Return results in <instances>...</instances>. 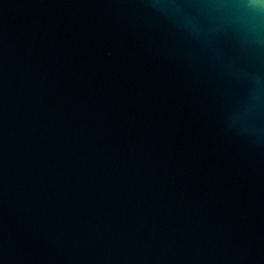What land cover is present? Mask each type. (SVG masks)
<instances>
[{
  "label": "water",
  "instance_id": "water-1",
  "mask_svg": "<svg viewBox=\"0 0 264 264\" xmlns=\"http://www.w3.org/2000/svg\"><path fill=\"white\" fill-rule=\"evenodd\" d=\"M0 264H264V3L0 0Z\"/></svg>",
  "mask_w": 264,
  "mask_h": 264
},
{
  "label": "clouds",
  "instance_id": "clouds-1",
  "mask_svg": "<svg viewBox=\"0 0 264 264\" xmlns=\"http://www.w3.org/2000/svg\"><path fill=\"white\" fill-rule=\"evenodd\" d=\"M261 3H264V0H260Z\"/></svg>",
  "mask_w": 264,
  "mask_h": 264
}]
</instances>
